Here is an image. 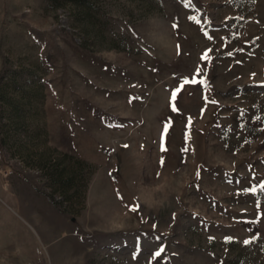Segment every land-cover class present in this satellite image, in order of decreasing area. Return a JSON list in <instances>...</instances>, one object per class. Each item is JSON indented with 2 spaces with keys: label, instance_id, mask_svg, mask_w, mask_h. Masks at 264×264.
<instances>
[{
  "label": "rangeland",
  "instance_id": "1",
  "mask_svg": "<svg viewBox=\"0 0 264 264\" xmlns=\"http://www.w3.org/2000/svg\"><path fill=\"white\" fill-rule=\"evenodd\" d=\"M262 184L264 0H0V264H264Z\"/></svg>",
  "mask_w": 264,
  "mask_h": 264
},
{
  "label": "trees",
  "instance_id": "2",
  "mask_svg": "<svg viewBox=\"0 0 264 264\" xmlns=\"http://www.w3.org/2000/svg\"><path fill=\"white\" fill-rule=\"evenodd\" d=\"M3 163L5 164V167L10 168L11 163H9V157L6 154H3Z\"/></svg>",
  "mask_w": 264,
  "mask_h": 264
},
{
  "label": "snow or ice",
  "instance_id": "3",
  "mask_svg": "<svg viewBox=\"0 0 264 264\" xmlns=\"http://www.w3.org/2000/svg\"><path fill=\"white\" fill-rule=\"evenodd\" d=\"M197 71H199V70H197ZM188 81H185V83H187ZM173 99H175V92L173 93ZM175 110V109H174ZM261 190H264V184H262L261 185ZM253 191H255V189H253ZM136 209L134 208L133 209V211H135ZM246 243H248L247 241H246Z\"/></svg>",
  "mask_w": 264,
  "mask_h": 264
}]
</instances>
